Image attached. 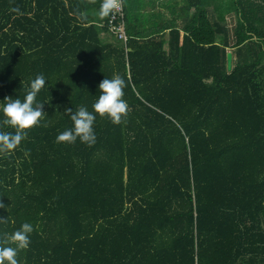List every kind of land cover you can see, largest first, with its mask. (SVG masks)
I'll use <instances>...</instances> for the list:
<instances>
[{
  "label": "trees",
  "instance_id": "1",
  "mask_svg": "<svg viewBox=\"0 0 264 264\" xmlns=\"http://www.w3.org/2000/svg\"><path fill=\"white\" fill-rule=\"evenodd\" d=\"M122 1L126 41L103 0H0V103L49 80L39 125L0 154V237L34 226L19 264H264V0H151L168 42ZM117 74L121 123L58 143L64 109L91 111Z\"/></svg>",
  "mask_w": 264,
  "mask_h": 264
},
{
  "label": "clouds",
  "instance_id": "2",
  "mask_svg": "<svg viewBox=\"0 0 264 264\" xmlns=\"http://www.w3.org/2000/svg\"><path fill=\"white\" fill-rule=\"evenodd\" d=\"M121 0H103L97 16L99 19L108 17L120 5ZM13 12L19 13V8H13ZM49 81L43 74H38L29 82L23 99L17 97H5L0 103V126L14 129L13 132L0 130V154L10 155L27 138V131L33 126H38L45 115L44 104L37 100L41 89L47 87ZM126 81L120 75L112 78H104L98 84L99 94L91 105V111L81 105L75 112L72 108H65L64 112L70 114L72 126L59 133L56 137L58 143L73 144L77 140L87 146L96 143L97 136L94 131V123L97 115L105 117L113 123L120 124L122 117L129 110L127 101L123 98ZM5 207L0 203V208ZM6 223L5 218H0V224ZM34 226L24 222L11 234L0 237V264H19L18 253L27 250L31 244V234Z\"/></svg>",
  "mask_w": 264,
  "mask_h": 264
},
{
  "label": "crops",
  "instance_id": "3",
  "mask_svg": "<svg viewBox=\"0 0 264 264\" xmlns=\"http://www.w3.org/2000/svg\"><path fill=\"white\" fill-rule=\"evenodd\" d=\"M158 9L164 11L163 7H153L151 5V0H142L141 4L138 5V13H141V21L140 23L143 25L142 28H145V36L146 38H151V36H163L164 40L168 42V34H169V22L167 21V12L166 14L157 12ZM144 18V19H143ZM137 22V20H136ZM164 22H166L164 24ZM138 24V22H137ZM180 20H177V25L179 26Z\"/></svg>",
  "mask_w": 264,
  "mask_h": 264
},
{
  "label": "built area",
  "instance_id": "4",
  "mask_svg": "<svg viewBox=\"0 0 264 264\" xmlns=\"http://www.w3.org/2000/svg\"><path fill=\"white\" fill-rule=\"evenodd\" d=\"M110 27L118 35L120 40L126 41L127 36L125 33L124 9L123 1L121 0L119 7L113 11L111 20L109 21Z\"/></svg>",
  "mask_w": 264,
  "mask_h": 264
},
{
  "label": "water",
  "instance_id": "5",
  "mask_svg": "<svg viewBox=\"0 0 264 264\" xmlns=\"http://www.w3.org/2000/svg\"><path fill=\"white\" fill-rule=\"evenodd\" d=\"M231 65H232V53L228 52V54H227V66H228V69L231 68Z\"/></svg>",
  "mask_w": 264,
  "mask_h": 264
}]
</instances>
